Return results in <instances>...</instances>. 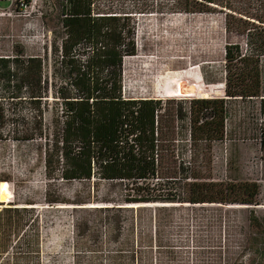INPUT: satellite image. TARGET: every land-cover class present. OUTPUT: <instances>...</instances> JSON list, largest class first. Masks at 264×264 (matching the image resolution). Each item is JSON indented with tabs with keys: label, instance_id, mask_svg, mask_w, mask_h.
<instances>
[{
	"label": "rangeland",
	"instance_id": "rangeland-1",
	"mask_svg": "<svg viewBox=\"0 0 264 264\" xmlns=\"http://www.w3.org/2000/svg\"><path fill=\"white\" fill-rule=\"evenodd\" d=\"M152 1L162 3L165 11L135 17L136 55L127 57L123 65L125 96L163 100L223 97L225 47L238 45L245 53L246 28L235 19L228 22V11L221 7L210 6L214 10L206 13L172 12L168 9L181 7L178 0ZM227 1L244 8L250 0ZM130 4L127 0L126 5ZM9 6L7 0L0 3V56L39 55L51 64V31L59 29L58 1L37 0L24 11H17L15 5L9 10ZM4 107L0 211L33 209L15 215L24 218V234L16 226L7 227L3 249L10 253L0 256V264H264L255 253V243L263 240L247 221V211H254L264 233V150L259 144L264 115L257 101L231 105L228 137L213 145L211 167L217 181L257 183L259 205H139L145 207L140 211L122 204L117 205L122 211L112 212L76 206L73 201L101 204L94 199L115 198L120 195L119 185L48 180L44 140H24V122L32 120L34 110L19 99L7 100ZM190 152L188 146L186 161H190ZM47 199H63V205L73 207ZM116 227L112 232L110 228ZM23 252L29 258L15 261L16 253Z\"/></svg>",
	"mask_w": 264,
	"mask_h": 264
},
{
	"label": "trees",
	"instance_id": "trees-1",
	"mask_svg": "<svg viewBox=\"0 0 264 264\" xmlns=\"http://www.w3.org/2000/svg\"><path fill=\"white\" fill-rule=\"evenodd\" d=\"M56 1L59 29L50 30L51 64L39 55L0 56V140L4 137V102H26L35 115L24 122V140H44L48 180H97L121 187L115 198L94 199L102 205L88 204L86 199L73 201L76 206L99 207L95 208L99 212L122 211L117 207L122 204L259 205L257 183L217 181L211 165L213 145L228 137L233 103L255 100L264 115V0H250L244 8L227 0H178L181 7L168 9L206 13L214 10L210 6L221 7L228 11V22L235 19L246 28L248 46L245 53L238 45L225 47L223 97L167 100L128 98L123 90V65L127 57L136 55L135 17L163 13L162 3ZM49 107L53 113L48 123ZM259 144L264 150V128ZM188 146L190 161H186ZM47 201L58 206L66 203L63 199ZM28 207L0 211V256L10 253L3 249L7 227L16 226L24 234V218L15 215L31 212L33 208ZM247 212L249 226L263 240L255 243V253L264 262V233L254 211ZM16 254L17 262L29 258L24 252Z\"/></svg>",
	"mask_w": 264,
	"mask_h": 264
},
{
	"label": "built area",
	"instance_id": "built-area-1",
	"mask_svg": "<svg viewBox=\"0 0 264 264\" xmlns=\"http://www.w3.org/2000/svg\"><path fill=\"white\" fill-rule=\"evenodd\" d=\"M7 1L10 4L9 10L13 5H15L17 11H24L28 7V5H30L31 2H37V0H7ZM1 2H2V0H0V3ZM1 14L2 15H8V16L12 15L9 12H4Z\"/></svg>",
	"mask_w": 264,
	"mask_h": 264
},
{
	"label": "bare ground",
	"instance_id": "bare-ground-1",
	"mask_svg": "<svg viewBox=\"0 0 264 264\" xmlns=\"http://www.w3.org/2000/svg\"><path fill=\"white\" fill-rule=\"evenodd\" d=\"M156 205H167V204H158V203H154V204H142L141 206H156ZM169 205V204H168ZM60 206H62V207H68V206H65V205H60ZM91 206H95V205H91ZM131 207H133V206H137V205H130ZM69 207H71V206H69Z\"/></svg>",
	"mask_w": 264,
	"mask_h": 264
},
{
	"label": "water",
	"instance_id": "water-1",
	"mask_svg": "<svg viewBox=\"0 0 264 264\" xmlns=\"http://www.w3.org/2000/svg\"><path fill=\"white\" fill-rule=\"evenodd\" d=\"M138 206L141 205V204H137Z\"/></svg>",
	"mask_w": 264,
	"mask_h": 264
}]
</instances>
